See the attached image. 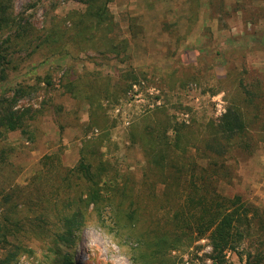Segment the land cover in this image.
Segmentation results:
<instances>
[{"label":"trees","instance_id":"trees-1","mask_svg":"<svg viewBox=\"0 0 264 264\" xmlns=\"http://www.w3.org/2000/svg\"><path fill=\"white\" fill-rule=\"evenodd\" d=\"M112 1L82 0V8L50 15L38 28L14 13L13 0H0V264H14L20 255L32 252L30 240L59 255L66 248L62 264H73L77 233L86 221L96 219L131 247L134 264H231L227 253L236 254L253 236L259 238L258 247L244 253L243 264H264V212L241 194L226 192L234 179L235 157L251 153L254 137L264 139V81L228 63L248 39H241V45L227 41L215 51L200 40L185 45L187 50H205L224 67L232 92L220 117L202 127L193 119L188 124L177 121L163 106L132 124L127 142L138 147L143 163L136 179L132 169L120 173L117 159L105 158L103 102L118 103L132 85L154 76L148 66L127 65L113 68L112 79L99 68L88 69L89 58L80 57H87V50L105 60L125 56L128 41L119 37L109 12ZM146 1L157 14L175 13L179 6L185 12L178 24L161 22L176 42L199 20L200 0ZM260 1L236 0L226 6L225 0H207L205 19H223L230 11L242 10L243 4ZM134 19L130 17L126 27L132 37L143 32ZM207 31L202 36L209 38ZM251 41L264 47L260 37ZM176 82L184 86L188 81L176 78L172 86ZM40 93L43 98L36 107L23 103ZM84 105L87 121L80 122ZM50 107L57 117L70 118V123L56 121L60 134L70 128L81 134L78 159L66 168L60 166L59 153L44 155V166L20 186L16 178L23 151L6 143L8 135L19 132L32 140L31 122ZM104 128L102 136L88 135ZM200 239L207 240L209 253L195 255L199 263L184 261L186 250Z\"/></svg>","mask_w":264,"mask_h":264},{"label":"rangeland","instance_id":"rangeland-1","mask_svg":"<svg viewBox=\"0 0 264 264\" xmlns=\"http://www.w3.org/2000/svg\"><path fill=\"white\" fill-rule=\"evenodd\" d=\"M82 0H13L14 13L21 14L28 19L35 27H41L48 17L53 14H63L71 9L83 7ZM182 1V0H178ZM236 0H225L226 6ZM201 11L196 26L179 42L165 31L162 20L165 24L173 25L182 22L185 12L177 7L175 13L163 15L157 14L152 7L147 6L146 0H113L109 6V12L114 17L119 28V37L126 38L128 48L122 60H105L96 51L87 50L85 57L89 58L85 65L88 69L99 68L115 79L113 68H122L127 65L148 66L150 80H143L139 84L132 85L131 89L116 104L103 102L106 116L101 118V111H97L99 118L103 119L106 125V135H103L102 151L105 158L117 159L120 173L133 170L136 179L139 178L142 166V158L137 146L129 145L127 132L132 124L138 121L154 107H165L169 114L174 115L177 121H184L186 124L193 119L195 125L202 127L211 119H217L224 112L226 99L232 92L231 77L225 79L226 71L219 66L211 55L205 50L201 53L197 48L185 49V45H194L197 40L207 43L210 50L215 51L231 41L234 45L240 43L241 39L246 45L242 50L235 49L239 54L229 58L228 63L245 68L248 76L259 78L264 81V47L258 42L251 41L255 36L264 41V12L261 13L258 7L264 8V1L243 4L242 10L230 11L225 17L217 15L211 19H205L208 15L207 0H200ZM174 5V3H172ZM171 6L174 8V6ZM206 6V7H205ZM135 18L134 23L142 27L143 32L135 37L126 33L127 20ZM184 21V20H183ZM200 27L204 29L199 32ZM210 30V37L202 36ZM183 34L185 28L180 27ZM255 32V33H254ZM247 34V35H246ZM247 38H243V36ZM239 45V46H240ZM228 58V54L225 55ZM37 60V59H36ZM229 63V64H230ZM161 75V76H158ZM178 78L186 82L181 86ZM113 83V80H112ZM54 87H58L57 79H54ZM43 98V94L30 101L36 107ZM68 105L67 102H62ZM86 105L80 111V122L87 121ZM264 122V110L261 116ZM70 123L68 116L57 117L52 107L45 108L42 115L31 122L30 131L32 140L19 132L8 135L6 143L15 145L23 153L19 156L21 171L16 183L24 186L35 173L44 166L43 156L49 154L60 155V166L72 167L78 159V146L81 134L77 129H66L62 134L58 131L57 122ZM104 129H97L94 134L90 132V138L102 136ZM253 150L248 155H238L234 162V179L232 185L226 187V192L238 193L245 200L258 206L264 212V139L255 138ZM17 159V160H18ZM126 175V174H125ZM150 208V207H149ZM164 216L163 212L160 216ZM89 221V220H88ZM80 234L75 241L73 250V264H103L102 258L90 253L83 244V235ZM257 236L246 238L240 245L236 254L228 252L227 260L231 264H243L246 252H255L258 247ZM31 241V251L18 257L14 264H62V254H55L44 248L41 242ZM209 253V246L206 239L194 241L190 248L183 255L187 262H200L197 256L201 257ZM264 253V252H263ZM197 255V256H195ZM208 263V262H207Z\"/></svg>","mask_w":264,"mask_h":264},{"label":"clouds","instance_id":"clouds-1","mask_svg":"<svg viewBox=\"0 0 264 264\" xmlns=\"http://www.w3.org/2000/svg\"><path fill=\"white\" fill-rule=\"evenodd\" d=\"M81 231L84 248L102 258L103 264H134L131 247L122 242L115 232L104 227L98 219L86 221Z\"/></svg>","mask_w":264,"mask_h":264}]
</instances>
